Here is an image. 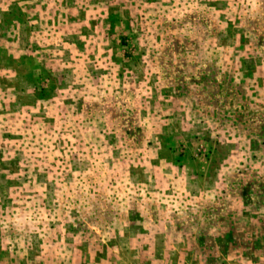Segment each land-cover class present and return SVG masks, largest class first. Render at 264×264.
I'll return each mask as SVG.
<instances>
[{"label":"rangeland","instance_id":"obj_1","mask_svg":"<svg viewBox=\"0 0 264 264\" xmlns=\"http://www.w3.org/2000/svg\"><path fill=\"white\" fill-rule=\"evenodd\" d=\"M0 264H264V0H0Z\"/></svg>","mask_w":264,"mask_h":264}]
</instances>
